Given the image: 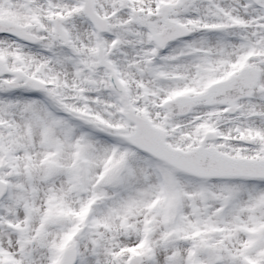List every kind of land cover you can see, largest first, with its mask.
Here are the masks:
<instances>
[{"label": "snow or ice", "instance_id": "1", "mask_svg": "<svg viewBox=\"0 0 264 264\" xmlns=\"http://www.w3.org/2000/svg\"><path fill=\"white\" fill-rule=\"evenodd\" d=\"M0 264H264V0H0Z\"/></svg>", "mask_w": 264, "mask_h": 264}]
</instances>
